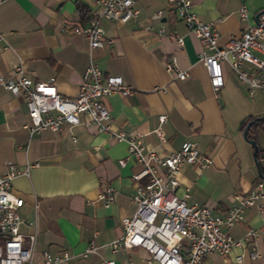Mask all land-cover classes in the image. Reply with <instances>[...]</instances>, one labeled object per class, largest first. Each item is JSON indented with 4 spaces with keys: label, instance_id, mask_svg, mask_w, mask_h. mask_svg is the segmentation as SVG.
Instances as JSON below:
<instances>
[{
    "label": "crops",
    "instance_id": "1",
    "mask_svg": "<svg viewBox=\"0 0 264 264\" xmlns=\"http://www.w3.org/2000/svg\"><path fill=\"white\" fill-rule=\"evenodd\" d=\"M240 5L246 7V19L237 14ZM135 6L134 21L102 19L103 43L90 50L103 73L119 75L131 89L125 96L111 93L103 98L110 128L123 130L144 150L160 154L176 150L184 140L193 142L199 153L211 157V163L184 164L175 193H186L187 204L206 205L221 215L231 204L232 194L245 193L261 178L260 170L264 175V156H253V147L240 129L244 119L264 117V92H248L225 63L223 85L213 91L206 68L197 59L201 44L173 5L167 0H137ZM95 8L94 0H0V75L7 76L21 65L32 80L52 78L59 94L75 95L89 49L85 36L73 32V27L84 25ZM263 8L264 0H191L197 19L212 22L218 45L238 36ZM157 9L160 16L151 18ZM175 35L181 37V44ZM170 55L176 67L186 71L184 78L165 70L163 62ZM241 67L250 69L247 64ZM161 114L165 119L158 122ZM84 118L78 115L80 121ZM27 122L24 99L0 87V176L7 170L6 161L18 167L37 163L27 175L13 177L9 188L11 195L22 199L18 230L23 243L27 234H35L34 261H40L43 250L75 255L92 241L97 253L72 257L69 264H99L100 258H111L115 264L125 259L145 264L147 254L140 247L115 253L109 248L121 233L120 218L135 209L130 198L135 182L130 175L140 165L131 160L122 166L116 162L125 155V142L82 123H62L58 131L28 134L23 126ZM156 127L162 140L154 133ZM254 141L256 149H264V122L256 128ZM107 183L114 197L105 207L96 194ZM260 206V210L243 209L241 219L228 228L233 239L247 228L264 226V196ZM253 245L255 258L249 257L245 245L232 247L224 255L209 254L204 262L264 264V234H256ZM238 253L242 254L239 263L234 260Z\"/></svg>",
    "mask_w": 264,
    "mask_h": 264
},
{
    "label": "built area",
    "instance_id": "2",
    "mask_svg": "<svg viewBox=\"0 0 264 264\" xmlns=\"http://www.w3.org/2000/svg\"><path fill=\"white\" fill-rule=\"evenodd\" d=\"M137 0H94L96 8L91 10L84 25H75L73 32L81 33L87 39L89 58L82 73L77 91L73 96H64L57 92L53 79L47 81L32 80L27 71L16 65L7 75H0V87L24 99L28 122L23 124L28 134L44 129L58 131L62 123L74 125L82 123L92 126L114 140L126 144L125 155L116 160L119 166L131 160L140 165L130 177L135 182L130 198L135 209L130 216L120 218L121 233L109 243L111 253L120 248L140 247L146 254L145 264H206L204 259L209 254L224 255L232 247L248 246L250 258L258 256L253 245V238L261 229L247 228L238 239H233L228 228L241 219L242 211L249 206L260 210V199L264 196V179H257L245 193H234L231 204L220 214H215L206 205L187 204L184 197L175 193L178 184L177 174L184 164H197L199 167L211 163V157L198 152L196 145L188 140L168 153L160 154L151 149L144 150L135 143L132 136L123 130L110 128L108 110L103 98L111 93L125 96L130 94V87L119 75L103 73L92 60L90 50L103 43L100 26L102 19L117 22L134 21L138 14ZM169 1L187 29L199 40L201 49L197 59L205 66L208 83L217 91L224 80L222 64H227L236 78L245 83L248 92L259 89L264 92V8L255 13L254 22L246 26L236 37H230L223 45L217 44V32L212 22L197 19L191 9V0ZM161 10L151 13L157 19ZM240 19H246L244 5L237 9ZM163 29H158L162 33ZM1 39V35H0ZM178 44L182 39L175 35ZM259 55H257L256 53ZM242 64L250 66L243 69ZM165 70L182 79L186 71L175 65L173 55L164 62ZM84 114L83 120L78 119ZM158 122L165 119L161 114ZM155 135L162 140L159 127ZM7 170L0 176V264H69L72 257L84 258L88 253H97V246L90 241L82 251L72 255L67 251L50 253L41 251V259L33 258L35 234L26 235V244L18 230L21 221L18 208L22 199L10 194V180L16 175H27L29 167L36 162L26 163L22 167L6 161ZM142 180V182H141ZM114 189L105 184L96 194L103 206L113 201ZM242 254L235 255V262L241 261ZM99 264H115L111 258H100ZM119 264H132L125 259Z\"/></svg>",
    "mask_w": 264,
    "mask_h": 264
},
{
    "label": "trees",
    "instance_id": "3",
    "mask_svg": "<svg viewBox=\"0 0 264 264\" xmlns=\"http://www.w3.org/2000/svg\"><path fill=\"white\" fill-rule=\"evenodd\" d=\"M249 121H251V119H244L240 124V129L243 130L245 125ZM262 122H264V117L251 121L246 133V137L250 139H254L256 128L260 126V123ZM261 156H264V149H256L255 157L259 159ZM259 173H260V177L264 179V175L261 172V170L259 171Z\"/></svg>",
    "mask_w": 264,
    "mask_h": 264
},
{
    "label": "water",
    "instance_id": "4",
    "mask_svg": "<svg viewBox=\"0 0 264 264\" xmlns=\"http://www.w3.org/2000/svg\"><path fill=\"white\" fill-rule=\"evenodd\" d=\"M259 118H261V117L254 118L251 121L256 120V119H259ZM251 121L247 122V124L245 125V127H244V129L242 131V135H243L244 139H246L250 143V145L253 147V156H254L255 149H256L255 141H254V139H250V138H247L246 137V133H247V130H248V126H249V124H250ZM254 161H255V165L257 166V162H256L255 157H254Z\"/></svg>",
    "mask_w": 264,
    "mask_h": 264
}]
</instances>
